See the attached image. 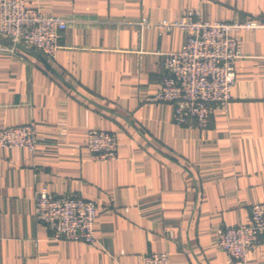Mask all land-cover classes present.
<instances>
[{"label":"crops","instance_id":"1","mask_svg":"<svg viewBox=\"0 0 264 264\" xmlns=\"http://www.w3.org/2000/svg\"><path fill=\"white\" fill-rule=\"evenodd\" d=\"M26 3L68 26L54 59L27 47L0 52V128L34 122L38 136L35 152L0 147V264H142L154 252L169 264H236L218 237L264 202V27L237 32L233 98L200 129L151 100L165 54L190 31L140 22L192 12L264 23V0ZM91 129L116 136V160L93 158ZM43 186L97 204L95 244L51 236L35 215ZM245 264H264V234Z\"/></svg>","mask_w":264,"mask_h":264},{"label":"built area","instance_id":"2","mask_svg":"<svg viewBox=\"0 0 264 264\" xmlns=\"http://www.w3.org/2000/svg\"><path fill=\"white\" fill-rule=\"evenodd\" d=\"M140 24L158 26L166 32L176 28L190 31L181 50L165 54L166 74L151 100L172 104L176 124L200 129L208 127L215 109L226 107L233 98L236 62L242 56L237 32L264 27V23L254 19L204 21L192 12L182 20L143 19ZM67 26L68 20L30 7L26 0H0V36L5 39L0 42V52L16 53L27 47L54 59ZM37 145L34 122L0 128V147L35 152ZM86 145L95 160L118 158L119 144L111 132L89 130ZM35 215L55 239L97 242L98 207L92 200L75 194L56 195L43 186L35 195ZM263 234L264 202L250 208L248 222L225 226L218 246L233 262L245 264ZM142 264H169V257L164 252L145 254Z\"/></svg>","mask_w":264,"mask_h":264}]
</instances>
